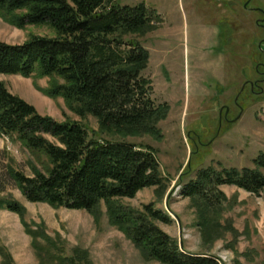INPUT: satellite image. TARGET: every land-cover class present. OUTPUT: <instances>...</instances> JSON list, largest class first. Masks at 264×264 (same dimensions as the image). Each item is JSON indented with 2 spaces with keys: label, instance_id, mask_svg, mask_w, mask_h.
Here are the masks:
<instances>
[{
  "label": "trees",
  "instance_id": "obj_1",
  "mask_svg": "<svg viewBox=\"0 0 264 264\" xmlns=\"http://www.w3.org/2000/svg\"><path fill=\"white\" fill-rule=\"evenodd\" d=\"M0 17L18 29L47 25L56 32L54 38L34 36L21 44L0 42V74L49 78L48 89L34 87L49 98L61 97L79 117L95 118L100 134L162 139L158 125L167 118L169 106L152 99L151 81L143 77L149 53L134 38L158 28L161 18L155 9L144 3L121 5L116 0H0ZM0 137L18 142L32 154H42L49 162L45 173L34 167L32 176L12 172L27 202L83 210L95 221L103 203L109 224L144 260L218 264L213 256L184 250L182 242L157 225L172 222L165 210L148 203L136 211L117 201L133 199L149 187L166 189L167 180L152 146L89 138L81 123L41 115L2 81ZM192 172L187 165L177 186L181 197L190 199L195 208L203 238L211 240L226 231L236 236L230 220L221 223L227 209L223 204L230 202L219 187L235 186L256 197L264 194V152L252 167L207 166L190 178ZM184 176L190 179L185 181ZM0 208L18 216L38 264H91L87 251L77 248L65 256L55 249L43 223L25 221L26 209L19 202L0 199ZM0 258L1 264H13L2 247Z\"/></svg>",
  "mask_w": 264,
  "mask_h": 264
},
{
  "label": "rangeland",
  "instance_id": "obj_2",
  "mask_svg": "<svg viewBox=\"0 0 264 264\" xmlns=\"http://www.w3.org/2000/svg\"><path fill=\"white\" fill-rule=\"evenodd\" d=\"M116 1L136 5V0ZM143 1L152 3L162 18L155 31L133 36L149 53L143 77L151 81L152 99L169 106L167 118L158 125L161 140L148 135L100 134L95 118L79 117L61 97L49 98L34 87L36 84L41 90L48 89L49 78L0 74V81L41 115L58 122L81 123L89 138L152 146L167 180L166 189L149 187L133 199L117 201L136 211L148 203L165 210L172 222L157 225L182 242L184 250L213 256L218 264H264V194L256 197L235 186H220L230 202L223 204L227 209L221 223L230 220L236 236L226 231L207 240L197 226L195 208L190 199L181 197L177 186L188 164L193 170L190 178H194L197 169L207 166L252 167L253 160L264 152V83L260 94H250L248 88L241 92L246 81L256 78L257 65L264 68V0H228L222 8L217 0ZM34 36L54 38L56 32L47 25L18 29L0 17V42L21 44ZM226 110L229 119L235 117L233 121H224ZM33 167L45 173L49 162L42 154H32L18 142L0 137V199L23 205L27 223H43L45 233L62 255L71 256L79 248L87 251L91 264H160L144 260L132 243L109 224L103 203L95 221L83 210L27 202L12 172L32 176ZM184 177L185 181L190 179ZM0 247L11 255L13 264H38L18 216L1 208Z\"/></svg>",
  "mask_w": 264,
  "mask_h": 264
},
{
  "label": "flooded vegetation",
  "instance_id": "obj_3",
  "mask_svg": "<svg viewBox=\"0 0 264 264\" xmlns=\"http://www.w3.org/2000/svg\"><path fill=\"white\" fill-rule=\"evenodd\" d=\"M257 23L260 24L261 22L258 21ZM261 68L263 67L258 64L257 67L255 68L256 78L246 81L241 88L242 91L240 90L241 92H244L245 89L248 88V91L250 94L254 95V94L262 93L263 91L262 84L264 83V68L263 69ZM237 108L240 109V107H237ZM228 115H229V112L226 110V113L223 117L224 121H233L235 119V117L229 119ZM220 121H221V118H220Z\"/></svg>",
  "mask_w": 264,
  "mask_h": 264
},
{
  "label": "crops",
  "instance_id": "obj_4",
  "mask_svg": "<svg viewBox=\"0 0 264 264\" xmlns=\"http://www.w3.org/2000/svg\"><path fill=\"white\" fill-rule=\"evenodd\" d=\"M227 1H228V0H217V1H216V2H218L217 6L220 7V8H222L223 5H224V4H222V3H226ZM138 3H144L146 6L155 9L156 12H157V14H158V15L160 16V18H161V15H160L158 9H156L155 7H153L154 5H153L152 3H150V2H147V3H146V1H143V0H142V1H141V0H136L134 4H138ZM126 5H127V4H126ZM161 19H162V18H161ZM15 76H18V75H15Z\"/></svg>",
  "mask_w": 264,
  "mask_h": 264
},
{
  "label": "water",
  "instance_id": "obj_5",
  "mask_svg": "<svg viewBox=\"0 0 264 264\" xmlns=\"http://www.w3.org/2000/svg\"><path fill=\"white\" fill-rule=\"evenodd\" d=\"M189 165V164H188Z\"/></svg>",
  "mask_w": 264,
  "mask_h": 264
}]
</instances>
